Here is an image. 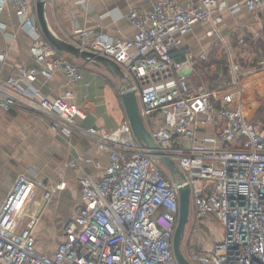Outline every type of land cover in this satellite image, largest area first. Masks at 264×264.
<instances>
[{
	"label": "built area",
	"instance_id": "1",
	"mask_svg": "<svg viewBox=\"0 0 264 264\" xmlns=\"http://www.w3.org/2000/svg\"><path fill=\"white\" fill-rule=\"evenodd\" d=\"M6 2L30 35L38 65H20L4 79L0 76V111L20 108L37 113L53 131L89 139L107 153L108 161L101 166L97 159L77 155L67 163L81 170V204L64 224V238L52 253L36 247L38 216L19 230L13 228L30 189L42 185L36 173H18L0 203V264H179L172 240L178 187L183 183L156 164L161 154L175 162L189 184L192 232L202 229L203 220L223 226L222 235L212 238L209 247L186 257L193 264H264V126L256 130L243 115L241 67L229 54L228 78L220 77L212 85L203 80L191 84L183 71L195 72L192 55L183 61L173 58L180 36L195 22H209L208 33L218 32L222 11L236 5L189 0L182 6L175 0H157L149 11L129 8L126 18L135 28L129 37H107L93 28L72 33L70 41L112 58L132 79L146 126L161 151L156 154L136 139L126 115L113 129L84 127L79 124L86 117L84 109L61 96L40 94L33 86L37 74L47 79L59 71L73 84L83 80L84 64L46 41L35 0H0V11ZM53 3L48 0V5ZM263 3L245 0L243 5L261 10ZM4 28L0 22V31ZM4 58L0 52V67ZM260 69L264 70V52L247 73ZM257 80L264 90V76ZM156 118L159 124L149 123ZM208 126L213 134L206 133ZM89 162L102 171L85 170ZM64 185L60 181L52 189L44 188L43 199Z\"/></svg>",
	"mask_w": 264,
	"mask_h": 264
},
{
	"label": "crops",
	"instance_id": "2",
	"mask_svg": "<svg viewBox=\"0 0 264 264\" xmlns=\"http://www.w3.org/2000/svg\"><path fill=\"white\" fill-rule=\"evenodd\" d=\"M156 1L54 0L52 5L47 4V13L53 29L68 40L79 28H93L107 37H129L135 31L126 18L129 8L149 11ZM175 1L184 6L189 0ZM225 1L236 6L222 11L219 34L208 33L211 28L209 22H195L190 31L180 36V44L174 49L173 58L183 61L187 54H191L195 72L188 68L183 71L190 83L197 84L205 79L203 81L211 85L223 77L230 54L241 67L243 88L259 86L261 83L257 79L264 76V70L247 71L252 61L264 52V3L261 10H249L243 5L245 0ZM0 22L5 27L0 31V52L5 53L0 67L1 78L10 75L17 66L38 65L32 51L31 37L20 27L19 16L7 2L0 11ZM239 39H243V43H239ZM67 55L84 64L83 80L69 84L61 72L55 71L47 79L37 74L33 86L40 94L50 98L61 96L68 103L84 109L86 117L79 121L84 127L94 125L113 129L118 126L126 115L118 79L103 67ZM225 58L227 65L223 62ZM214 75L220 77L215 79ZM85 81L89 82L88 85L84 84ZM149 123L159 124V120L151 119ZM213 132L214 129L208 126L206 133ZM77 155L97 159L101 166L108 161L107 153L89 139L75 133L65 137L50 129L46 119L37 113L20 108L0 111V203L18 173L37 174L42 185L35 184L30 189L13 228L19 230L30 217L38 216L34 236L40 251H54L64 238V224L73 218L76 207L81 204L77 182L81 170L67 164ZM83 168L95 173L102 171L93 162L84 163ZM60 181H64L65 185L55 189L49 199H43L44 188L52 189ZM209 222L201 221L199 226L202 229L198 233L191 231L189 235V240L201 249L209 247L212 240L207 231Z\"/></svg>",
	"mask_w": 264,
	"mask_h": 264
},
{
	"label": "water",
	"instance_id": "3",
	"mask_svg": "<svg viewBox=\"0 0 264 264\" xmlns=\"http://www.w3.org/2000/svg\"><path fill=\"white\" fill-rule=\"evenodd\" d=\"M47 4L48 0H35L37 22L46 41L57 51L69 54L75 59L82 60L83 62H89L98 67H103L107 72L117 78L119 81L118 88L121 102L126 116L130 121L134 136L145 147L151 149L156 154H161V151L152 138L140 111V105L132 79L112 58L84 49L67 38L59 35L49 22ZM157 158L166 166L168 173L174 181L183 183L182 186L178 187V219L173 235L172 248L179 264H193L181 250V241L184 237L186 224L189 221V184L171 158L162 154L157 155Z\"/></svg>",
	"mask_w": 264,
	"mask_h": 264
},
{
	"label": "rangeland",
	"instance_id": "4",
	"mask_svg": "<svg viewBox=\"0 0 264 264\" xmlns=\"http://www.w3.org/2000/svg\"><path fill=\"white\" fill-rule=\"evenodd\" d=\"M222 76L224 78L226 77L228 78L229 74L228 76L226 74L224 75V70H223ZM262 85L263 84L259 86H250V87L246 86L245 88H243V95L241 97L243 101L242 103L243 115L249 120V122H251L254 125L256 130L262 128L263 127L262 125L264 124V90L262 88ZM155 162L167 175L168 169L166 168V166L158 159H155ZM189 217H192L191 202L189 206ZM191 223H192V219L189 218V221L185 227L184 237L181 241V250L184 253V255L187 257H189L188 255L189 252L195 251V249L199 248L198 245H196L194 242L189 240L190 237L189 235H191V231H192ZM209 223L210 224L207 225L208 234L210 235V238L217 239L218 237H220V235H222L223 226L217 222H209Z\"/></svg>",
	"mask_w": 264,
	"mask_h": 264
},
{
	"label": "trees",
	"instance_id": "5",
	"mask_svg": "<svg viewBox=\"0 0 264 264\" xmlns=\"http://www.w3.org/2000/svg\"><path fill=\"white\" fill-rule=\"evenodd\" d=\"M226 65H227V61H226V58L224 59V61H223ZM208 65V64H207ZM229 69H228V66L226 67V68H224V75L226 74L227 76H228V74H229V71H228ZM215 76V79L216 78H218V77H220V76H217V75H214ZM212 79H213V77H211ZM211 85H212V83H211ZM262 126H264V124L262 125Z\"/></svg>",
	"mask_w": 264,
	"mask_h": 264
}]
</instances>
